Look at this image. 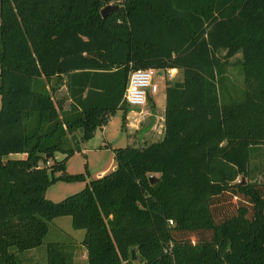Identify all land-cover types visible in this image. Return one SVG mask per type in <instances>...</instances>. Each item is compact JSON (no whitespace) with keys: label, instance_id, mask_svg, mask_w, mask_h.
<instances>
[{"label":"trees","instance_id":"16d2710c","mask_svg":"<svg viewBox=\"0 0 264 264\" xmlns=\"http://www.w3.org/2000/svg\"><path fill=\"white\" fill-rule=\"evenodd\" d=\"M109 4L119 10L103 19ZM234 66L244 89L227 99ZM146 68L182 75L165 89L162 136L112 147L110 173L47 199L56 181L88 180L67 161L117 111L124 122L128 76ZM258 147L264 0H0V264H25L59 217L85 231L87 264H264ZM73 249L48 243L46 264H74Z\"/></svg>","mask_w":264,"mask_h":264},{"label":"rangeland","instance_id":"374dc122","mask_svg":"<svg viewBox=\"0 0 264 264\" xmlns=\"http://www.w3.org/2000/svg\"><path fill=\"white\" fill-rule=\"evenodd\" d=\"M240 55H238L239 57ZM237 57H235L232 62ZM182 78L181 73L176 75L172 80L167 81L165 79L155 77L154 81L156 85H158L159 90L155 95V102L157 105H163V100L165 98V86L172 84L174 82L180 81ZM226 79L224 80L223 94L227 99L230 98H240L244 89L243 82V72L239 66L230 67L227 70ZM161 81V83H160ZM166 81V84H165ZM59 95H65V88L62 87ZM123 112L117 111L109 120V124L103 127V130L98 129L95 135L88 142H83L79 144L80 150H76L74 155L69 158L66 163L65 172L70 175L83 173L85 174L86 169L89 172V178L86 181H74V182H65V181H56L55 184L51 185L47 188L45 196L47 199L52 202L57 203L69 197L70 195L75 194L76 192L81 191L87 183L92 180V178H97L96 175L100 172H105V174L110 173L116 167L115 158H113L112 147L115 148H123L128 145L129 140H127L126 133L123 130V122H122ZM78 136V135H75ZM157 141L156 137L149 138L146 142ZM134 143H139L140 145L144 144L135 140ZM74 146V143H72ZM15 155V154H10ZM7 157V156H6ZM4 159H13L19 160V158H6ZM64 155L62 153L57 152L54 155V160L59 161L63 159ZM25 158V155L24 157ZM21 159V158H20ZM50 160L48 165L53 164L55 161ZM251 167L254 172V179L257 182H264V147H258L252 156ZM60 175V172H56L53 174L54 177ZM101 177V176H100ZM59 219V220H58ZM62 228L63 231L60 232L58 229ZM48 235L46 236L43 244L33 250H28L23 252L20 257L24 259L25 264H46V245L53 241H64V242H74V239L69 237V234L78 237V234H83L84 231L80 229L74 230L71 226L70 217H59L52 221L49 225ZM69 233V234H68ZM225 242L221 240L220 242H216L211 247V253L216 255H221L223 249H228V246L224 244ZM75 249H73L75 253V259L78 254L81 253L82 244H74ZM14 251V250H13ZM16 252V251H15ZM31 253L34 255L29 256ZM29 257L30 261H26L25 258ZM74 264H82L80 259L77 258Z\"/></svg>","mask_w":264,"mask_h":264},{"label":"crops","instance_id":"0c3cea01","mask_svg":"<svg viewBox=\"0 0 264 264\" xmlns=\"http://www.w3.org/2000/svg\"><path fill=\"white\" fill-rule=\"evenodd\" d=\"M179 74L180 72L177 70L176 75H179ZM156 77L161 78V79L163 77V79L167 81L165 75L161 76V72H158V75ZM154 79H153V82L155 83L157 80L154 81ZM166 81H165V84H166ZM166 87H167V84L165 86V89ZM157 92H151V91L148 92L145 107L143 108L129 107L127 113L125 114L124 122L122 121L123 130L126 133V137H127V140H129V143L134 144L135 140H138L139 142H146V140H149V138H153V137H156V139L158 140L159 137L162 136L163 127H164L163 118H164L166 102L164 98L163 105L162 106L157 105V103L155 102V95ZM101 130H103V128ZM24 155L25 154L8 155L6 158H22L24 157ZM104 174H105L104 171L100 172L99 174L96 175V177L103 176ZM58 230L63 233L66 232V231H63L62 228L60 227ZM78 235H79L78 237H75L74 235L69 234V237L73 238L74 242H64V241L58 240V241H53V243L64 242V243H71L72 245L80 244L82 243L85 237V231L83 234H78ZM81 250H82L81 253L76 256V259L74 258V263L75 261H77V258H79L82 264H87V250H85L83 245L81 247ZM32 255H34V253H31L29 256H32ZM46 258H47V255H46Z\"/></svg>","mask_w":264,"mask_h":264},{"label":"built area","instance_id":"2783aa9c","mask_svg":"<svg viewBox=\"0 0 264 264\" xmlns=\"http://www.w3.org/2000/svg\"><path fill=\"white\" fill-rule=\"evenodd\" d=\"M154 68L138 69L132 71L128 76L127 86L123 95V102L130 107L143 108L146 105L148 92H157L158 85L153 82L158 75ZM177 74V69H167L161 72L168 80H172Z\"/></svg>","mask_w":264,"mask_h":264},{"label":"water","instance_id":"95a60500","mask_svg":"<svg viewBox=\"0 0 264 264\" xmlns=\"http://www.w3.org/2000/svg\"><path fill=\"white\" fill-rule=\"evenodd\" d=\"M94 3V2H93ZM119 10V6L117 4H109L106 5V7H104L101 11L100 14L102 15L103 19H106V17L110 14V12L112 11H118ZM83 130L81 129L80 132H82ZM47 158H49V156H46ZM150 183L151 184H155L158 181V178H156L155 175H151L149 177ZM243 184H245V179H242ZM131 254H132V260L136 261L138 259L137 255H136V248H133L131 250Z\"/></svg>","mask_w":264,"mask_h":264}]
</instances>
